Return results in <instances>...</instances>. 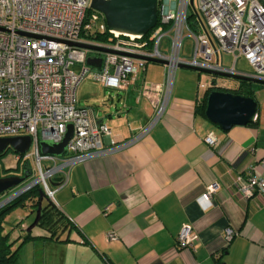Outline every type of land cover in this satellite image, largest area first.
<instances>
[{"label":"crops","instance_id":"crops-1","mask_svg":"<svg viewBox=\"0 0 264 264\" xmlns=\"http://www.w3.org/2000/svg\"><path fill=\"white\" fill-rule=\"evenodd\" d=\"M142 77L164 80V64L149 60ZM198 79V70H176L165 112L150 130L121 150L73 165L55 198L75 227L56 238L34 224L11 264H264V193L243 197L234 184L243 171L264 178V83L254 91V121L224 130L199 107L205 91ZM108 94L102 108L84 106L110 126L105 143L130 138L153 118L138 84ZM210 131L214 145L204 139ZM211 183L216 188L205 202L201 194ZM27 209L28 222L17 218L5 230L1 221L15 245L34 217ZM183 224L195 231L191 247L177 245ZM227 227L235 231L228 242Z\"/></svg>","mask_w":264,"mask_h":264},{"label":"built area","instance_id":"built-area-1","mask_svg":"<svg viewBox=\"0 0 264 264\" xmlns=\"http://www.w3.org/2000/svg\"><path fill=\"white\" fill-rule=\"evenodd\" d=\"M91 1L0 0V136L31 137L27 150H14V168L21 163L23 168L12 174L22 175L25 163L30 173L0 193V208L36 185L56 205L55 193L67 184L73 165L121 150L141 138L165 112L176 70L182 64L199 68L197 85L203 91H230L240 85V79L201 68L264 79V0H197L196 6L193 0L202 29L190 25L191 0H161L156 24L146 34L110 28L104 13L93 8ZM98 33H105L106 38L94 39ZM185 34L193 41L189 56H181ZM73 41L108 49H90ZM225 53L231 56L229 64L224 63ZM89 56L100 57L99 64L88 63ZM240 57L251 65V72L236 68ZM150 58L163 61L164 80L140 78ZM87 77L119 89L138 84L140 95L154 109L153 118L130 138L105 143L110 126L97 122L90 108L78 104L77 88ZM68 123L73 133L65 150L61 154L42 152L40 141H61ZM204 139L210 145L217 143L213 131ZM260 162L264 166V156ZM234 184L243 197L264 193V178L250 171L238 173ZM215 188V183L207 185L201 194L205 202L211 201ZM234 234L227 227L225 241ZM116 237L108 233L109 239ZM194 237L191 224H183L178 247H191Z\"/></svg>","mask_w":264,"mask_h":264},{"label":"water","instance_id":"water-1","mask_svg":"<svg viewBox=\"0 0 264 264\" xmlns=\"http://www.w3.org/2000/svg\"><path fill=\"white\" fill-rule=\"evenodd\" d=\"M191 0V4H192ZM91 6L104 13L107 25L119 32L146 34L157 21L158 0H92ZM75 45L90 49L105 50L108 48L95 44L73 41ZM151 61L163 62L159 58ZM100 57H87L90 64H99ZM183 67L199 69L195 66L182 64ZM202 70L230 75L239 79L264 83V79L239 73H226L207 68ZM205 116L221 129H229L235 124H248L255 119L257 104L255 98L232 91L212 89L207 94L204 110ZM73 133L72 123L67 124V130L59 142L41 140L40 147L44 153L61 154ZM31 137L28 134L0 136V153L11 147L15 151L24 152L29 147ZM30 173L28 163L24 164L22 175H0V193L22 181Z\"/></svg>","mask_w":264,"mask_h":264},{"label":"trees","instance_id":"trees-1","mask_svg":"<svg viewBox=\"0 0 264 264\" xmlns=\"http://www.w3.org/2000/svg\"><path fill=\"white\" fill-rule=\"evenodd\" d=\"M160 2L161 0H158V14ZM195 13L198 16L199 20H201L199 14L196 11ZM192 15L193 13H190L189 18ZM197 25L199 24L196 20V23H194V25L192 24V26L195 27ZM105 38V33H98L94 36V39L98 40H103ZM259 84L260 83L252 80L240 79V85L236 89L230 91L246 96H252L253 98H255L254 91ZM208 91H205L204 94L199 98V107L201 108L203 113L205 110ZM250 123L251 122H249L248 124ZM9 149L12 148L9 147L3 153H0V157L4 156V154ZM8 170V167L0 166V175L4 176L12 174ZM44 196L45 195L42 188L39 185H36L21 194V196L17 197L10 203L0 208V264H11L13 261H15L21 245L31 238L30 229L34 224H38L48 229L50 231V236L56 238L59 237L60 234L64 231L69 232L72 228L75 227V225L62 213V211L54 203H52L48 199L44 202ZM17 204L24 207L27 206L30 212H34V217L30 224L27 226L26 233L15 245V240H10V231L2 232L3 226L1 224V221L4 219L6 212L10 211ZM66 238H68V236Z\"/></svg>","mask_w":264,"mask_h":264},{"label":"rangeland","instance_id":"rangeland-1","mask_svg":"<svg viewBox=\"0 0 264 264\" xmlns=\"http://www.w3.org/2000/svg\"><path fill=\"white\" fill-rule=\"evenodd\" d=\"M194 5L196 6L197 0H194ZM189 13H193L192 16H190L189 21L191 25L196 23V20L198 21V28L202 29L201 21L199 20L198 16L195 13L193 4H189ZM166 43V42H165ZM193 49V41L192 38L185 34L183 37L182 42V49H181V56H189ZM95 51H92L91 54L93 55ZM231 60V56L228 53L224 54V63L229 64ZM237 67L242 68L245 70H251V65L244 59L243 57H240L237 62ZM189 69L188 67L179 66L177 70L179 69ZM115 88L104 86L102 81L93 78V77H87L84 78L78 88H77V94L81 95L79 98V105L80 106H87L92 105L95 106V104H100V108L103 107L102 99L106 98L109 94L108 93H114ZM203 92V90H201ZM105 94V96H104ZM109 100L107 99V102ZM101 112V111H100ZM15 159H14V150L9 149L4 156L0 157V166L8 167L10 173H21L23 165L22 163L19 165V168H14L15 165ZM30 164L32 165L31 159L29 160ZM47 197L44 196V200H46ZM27 205V202H26ZM28 207L21 206L19 204L15 205L10 211L6 212L5 214V220L3 221L4 226H6L5 230H10L12 223L18 218L21 219L23 222H28L32 216L27 215ZM16 230V227L11 229V231Z\"/></svg>","mask_w":264,"mask_h":264}]
</instances>
